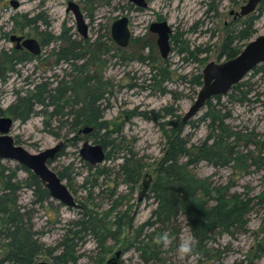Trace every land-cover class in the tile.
<instances>
[{
  "label": "rangeland",
  "instance_id": "1",
  "mask_svg": "<svg viewBox=\"0 0 264 264\" xmlns=\"http://www.w3.org/2000/svg\"><path fill=\"white\" fill-rule=\"evenodd\" d=\"M10 1L0 0V50L7 52L9 61L14 55L26 56L24 49H16L14 42L9 40V36L13 34L35 39L41 45V50L39 54L33 55V60L17 64L14 72L4 73L6 80L0 83L2 110L13 101L16 92L22 93L31 89L32 83L43 77H53L54 74L59 79L70 72L65 63L54 65V56L51 54L53 49L62 44L56 40L61 33L76 39L82 38L76 30L72 12L67 11L69 1L75 2L83 14L88 25L87 38L90 41L100 35L104 37L106 30L110 36L112 22L121 16L128 18L131 37L137 39L136 43L130 40L126 47H120L123 50L121 53L111 56L110 51L103 56L106 60L102 75L112 85L109 88L111 93L106 94L102 100V106L106 107L103 119L108 122L110 128L118 126L120 131L109 136L115 143L112 148L105 150L110 152L109 159L95 166L88 164L80 157L79 149L85 141L93 144V140L88 136L90 131L83 133L82 127L74 136L66 127L57 128L58 122L54 121L56 134L48 133L44 129L43 118L36 113L39 107L35 108L36 112L25 122L13 123L10 134L29 152L61 144L62 153L53 160L50 167L69 174L70 179H64L63 182L68 184L67 187L79 205L77 208H69L50 199L51 202H46L43 206H32L31 191L23 189L19 202L27 208L33 207L35 229L43 231L40 241L45 246H54L62 238L67 222L79 218L81 206L84 205L88 212L99 220L103 232L100 235H80L81 239L76 240L73 247L76 261L68 264H108V261L113 264H264V252L258 251L259 257L256 258L253 257V249L251 250L255 241H261L264 237V200L257 203L256 197L247 215L246 230L235 234V237L223 235L212 243L213 247L219 248L221 252L216 260L198 261L196 255L178 254L180 243L191 239L186 221L181 216L178 218L180 233L177 241L172 244L171 238L169 246L162 247L160 257L164 263L158 259L145 262L135 246L129 245L134 229L146 221L155 208V202L148 193V186L154 179L153 170L165 148V138L159 126L151 119L142 117L140 113L171 106L176 108L177 114L182 118L194 101L198 89L196 94H193L181 76L186 75L188 78L197 72L201 73L208 62L224 60L218 55L225 26L233 18L230 11H239L240 6L247 0H241L238 4H232L230 0H146L145 8H137L126 0H16L19 4L16 8L12 7ZM22 14L28 18L38 16L41 20L37 19L33 25L26 26L21 32L19 15ZM12 16L18 18L19 25L14 26L10 20ZM154 21H166L172 28V50L166 59L160 56L156 35L149 31V25ZM255 27V36L264 34V12L256 20ZM51 37L54 38L53 41L43 46V41L46 42ZM112 43L117 46L113 40ZM107 45L110 46L109 41ZM195 47L201 51L198 57L200 61L193 60L183 50H193ZM164 60L166 63L162 64L171 71V79L162 81L160 77H156L153 81L148 80L150 67ZM241 81L247 82L243 87L244 98L241 100L239 97V100L231 102L228 92L222 96V108H219L229 111L227 122L235 131H239L245 138L249 136L248 133L254 132L258 139L264 140V66L257 74L249 72ZM160 87L167 92L162 94L158 90ZM204 111L203 108L191 119L195 126H185L183 129L184 134L190 137L191 143H200L208 135V121H198ZM130 112H133L131 116ZM0 116L10 115L2 112ZM74 137L77 141L72 145ZM246 141L239 143V151L245 153L255 150V154L261 153L264 161V149H259L260 146L254 149V146L249 142L246 144ZM129 148L144 165L134 190L118 173V164L122 160L119 157ZM2 162L14 163L8 160ZM102 167L106 173L97 174V168ZM192 171L200 178L209 177L216 184L228 183L230 193L237 192L253 197L264 188V164L251 165L250 160L245 162V166L238 164L235 170L230 166L214 168L202 161ZM18 175L24 177L25 172L20 171ZM124 210L132 219V228L117 230L111 222L117 212ZM105 225L107 226L104 227ZM256 238L259 240H255ZM262 247L264 251V241ZM40 260L52 263L47 256H41L37 261Z\"/></svg>",
  "mask_w": 264,
  "mask_h": 264
},
{
  "label": "trees",
  "instance_id": "2",
  "mask_svg": "<svg viewBox=\"0 0 264 264\" xmlns=\"http://www.w3.org/2000/svg\"><path fill=\"white\" fill-rule=\"evenodd\" d=\"M241 0H230L232 4H238ZM264 12V0H261L256 11L246 16H236L230 23L226 24L221 45L219 47V58L229 59L236 56L245 44L255 36L257 30L256 20ZM18 18L12 16L10 20L14 26L19 25V31L26 26H31L40 17L28 18L25 14ZM16 30V29H14ZM104 37L97 36L92 41L88 38L76 39L70 35L61 33L56 40L62 42L56 49L52 50L54 65L65 63L69 71L58 79L43 77L38 82L32 83L31 89L16 92L13 101L5 108H0L7 113L14 121L21 123L28 120L35 112L43 118L44 129L53 135L55 125L57 128L66 127L68 132L74 136L82 127L89 126L91 131L88 136L93 143L101 144L103 149L111 147L114 140H110V134L120 133L118 126L110 128L108 122L103 119L105 106L102 100L106 94H110L112 87L110 81L102 75V67L105 65L104 55L112 52L111 56L121 53L123 50L113 46L112 39L107 33ZM6 36V35H4ZM104 38V39H103ZM51 37L42 43L47 45L53 41ZM133 43L136 38H130ZM176 41L175 38H173ZM110 42V46L107 45ZM148 45L146 44L145 47ZM172 50V49H171ZM193 60H199L200 50L195 47L193 50L183 49ZM16 52V50H15ZM26 56L14 55L12 60L5 50H0V83L6 80V71L14 72L15 66L35 57L25 52ZM140 58L143 59L141 56ZM130 59V58H128ZM140 59V60H142ZM160 61L156 66L150 67V77L153 81L156 77L160 80L171 79V71ZM264 63L257 65L250 72L257 74L263 69ZM181 78L188 83L193 94L201 86V73L197 72L187 78ZM247 82L240 81L228 93L230 101H237L239 97L244 98ZM162 94L167 91L162 87L158 89ZM223 95H216L206 101L204 113L198 121H208V135L200 143H191L190 137L184 134L185 126H195L194 121L189 120L186 124L181 121L176 108L166 106L158 111L141 112L140 115L155 122L164 138L165 148L163 155L156 165L154 179L148 186V193L155 202V208L151 211L149 218L134 229L129 245H134L140 252L145 262L149 259L160 257L162 244L154 242L155 237L167 232L172 238V244L177 241L180 229L178 218L181 216L186 221L191 239L194 238L195 245L193 253L198 261L202 259L212 261L220 257L219 248L213 247L217 238L227 235L235 237V234L246 230L247 215L252 208V202L257 203L264 200V188L255 196L249 197L242 193L229 192V184H216L209 177L200 178L192 169L204 161L214 168L230 166H245L250 160L251 165H263L261 153L255 154V148L264 149V140L258 139L252 132L244 137L239 131H235L227 122L230 117L229 111H222L221 98ZM220 107V108H219ZM133 112H130L129 116ZM168 118L167 120H163ZM246 141L252 144L254 151L248 150L245 153L239 151V143ZM77 138L72 139L75 145ZM18 144L17 141H15ZM62 148L59 151L60 155ZM110 152H105V159H109ZM255 154V155H253ZM118 164V173L123 181L134 190L139 182L141 170L144 165L135 157L129 148L121 157ZM53 161H49V165ZM53 169V168H52ZM54 170V169H53ZM25 172L24 177H19V172ZM55 171V170H54ZM64 180H69V174L63 171H55ZM105 168H97V174H105ZM70 185V184H69ZM68 186V184H67ZM23 189H29L32 194L30 204L43 206L49 203L50 196L42 182L31 171L17 163H3L0 160V264H31L41 256L51 259V264H68L76 261L73 247L76 240L81 239L80 235H100L103 226H100L95 215L88 212L87 207L82 205L80 216L67 222L62 238L52 247L45 246L40 241L43 231L35 229L33 222V207L20 204V193ZM132 219L124 210L117 212L111 225L115 229L132 228ZM105 225L104 227H106ZM255 240H259L256 238ZM261 241H255L251 248L253 257H259L258 251L264 252ZM250 253V251H248Z\"/></svg>",
  "mask_w": 264,
  "mask_h": 264
},
{
  "label": "water",
  "instance_id": "3",
  "mask_svg": "<svg viewBox=\"0 0 264 264\" xmlns=\"http://www.w3.org/2000/svg\"><path fill=\"white\" fill-rule=\"evenodd\" d=\"M138 8L147 6L146 0H126ZM261 0H247L240 6L236 16H246L256 11ZM12 7H18L16 0H11ZM67 11H71L76 24V30L82 38L88 37V25L78 5L69 1ZM149 31L156 35V45L162 59H166L171 51L170 35L171 26L166 21H154L149 25ZM110 37L119 47H126L131 38L126 16L118 17L110 26ZM9 40L16 42V48H25L31 54L40 53L39 43L30 37L10 35ZM264 63V34L251 38L242 50L234 57L221 62H208L201 71V86L197 90L196 97L181 121L186 124L199 111L206 101L216 95H225L238 84L254 67ZM14 120L10 116H0V160H8L17 163L31 171L47 189L50 199L69 208H77L71 191L58 174L50 167L49 161H53L59 154L61 144H56L37 152H29L22 145L16 144L10 134ZM91 127L82 129L83 133L91 131ZM80 157L91 166L98 165L105 160V150L101 144L83 142L79 149ZM118 256V253L115 254ZM31 264H49L46 261H35ZM108 264L113 262L108 261Z\"/></svg>",
  "mask_w": 264,
  "mask_h": 264
},
{
  "label": "clouds",
  "instance_id": "4",
  "mask_svg": "<svg viewBox=\"0 0 264 264\" xmlns=\"http://www.w3.org/2000/svg\"><path fill=\"white\" fill-rule=\"evenodd\" d=\"M154 242L158 245L162 244L166 248L171 243V239H170L169 234L167 232H165V233L160 234L157 237H155ZM195 243L196 242H195L194 238L182 241L177 248L178 254H180L182 256L191 255L193 253V248H194Z\"/></svg>",
  "mask_w": 264,
  "mask_h": 264
},
{
  "label": "flooded vegetation",
  "instance_id": "5",
  "mask_svg": "<svg viewBox=\"0 0 264 264\" xmlns=\"http://www.w3.org/2000/svg\"><path fill=\"white\" fill-rule=\"evenodd\" d=\"M138 8V7H137ZM230 14L233 15V18H235V12L234 11H230ZM10 37V36H9ZM14 44L16 45V42H14ZM41 46V45H40ZM16 48V47H15ZM16 49H24L26 52L30 53L28 50H26L25 48H16ZM31 54V53H30ZM33 55V54H32Z\"/></svg>",
  "mask_w": 264,
  "mask_h": 264
}]
</instances>
